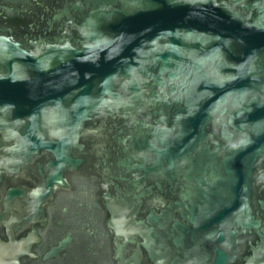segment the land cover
<instances>
[{
    "label": "water",
    "instance_id": "water-1",
    "mask_svg": "<svg viewBox=\"0 0 264 264\" xmlns=\"http://www.w3.org/2000/svg\"><path fill=\"white\" fill-rule=\"evenodd\" d=\"M0 264H264V0H0Z\"/></svg>",
    "mask_w": 264,
    "mask_h": 264
}]
</instances>
